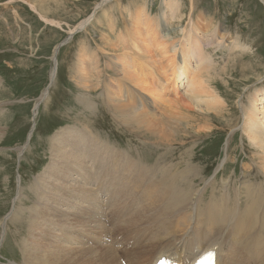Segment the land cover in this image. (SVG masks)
Returning a JSON list of instances; mask_svg holds the SVG:
<instances>
[{
    "label": "rangeland",
    "instance_id": "1",
    "mask_svg": "<svg viewBox=\"0 0 264 264\" xmlns=\"http://www.w3.org/2000/svg\"><path fill=\"white\" fill-rule=\"evenodd\" d=\"M102 3L103 0H0V264H24L27 259H37L40 250L34 253L33 246L45 245L48 240L65 248H60L66 251L61 264H91L93 260L92 264H127L125 251L134 245L136 236L155 231L156 226L149 223L147 227V221L141 222L129 198L122 203L107 201L112 196L108 192L112 181L105 183L107 191H100L94 163L102 162L96 156L99 151L117 156L119 162L130 157L135 160L129 162L133 168L139 163L147 171L149 168L148 174L156 171L155 177L161 175L158 179L162 180L165 173L150 168L157 167L161 158L165 159L164 149L178 151L170 158L171 166L182 170L190 165L189 157L196 148L194 154L198 159L191 165L197 167L201 177L191 176L194 182H190L191 193L186 200L194 202L196 193L201 192V207L213 195L244 199L247 186L264 182L261 168L264 156L240 127L244 118L242 106L251 105L252 92L264 90V0ZM35 4L37 11L32 7ZM90 15L93 22L79 27ZM190 26L198 29L192 38L201 37L200 42L206 43V37L214 36V44L203 43L201 53L203 49L207 56L213 57L214 65L206 75L228 100L224 114L221 110L206 114V110L201 114L192 111L186 87L172 81L173 63L180 60L174 47L184 41L183 31ZM71 29H75L73 34ZM69 37L62 47L58 46ZM55 51L59 53L57 58ZM122 60L141 61L151 73L155 72L153 80L148 76L145 79L155 86L158 83L167 104L161 102L155 106L150 100L154 97L148 98L149 93L131 88L122 71ZM244 61L252 67L247 69ZM56 62L58 70L52 82L50 74ZM243 66L248 70L246 76L241 72ZM185 80L188 82V77ZM174 88L177 95L171 92ZM47 89L48 96L43 95ZM106 89L122 90L119 99L136 106L142 104L140 96L134 98L128 94L141 91L142 98L152 104L151 111L160 121L154 120L156 126L150 129L132 118H123L114 108L113 98L117 100V96H111L112 92L109 98ZM169 91L173 94L171 99H167ZM84 98L91 100L92 108L86 107ZM174 106L178 107L173 111L181 106L185 109L178 111L181 113L180 118H175L177 121H171L168 113ZM175 121L181 127L180 131L176 130L178 133L170 130L177 128ZM190 150L191 154L184 157L185 151ZM93 203L104 208L97 234L64 221V215L73 220L78 218L77 214L90 216ZM188 213L193 216L192 228L196 213ZM202 217L205 218L201 216L197 222ZM62 231L68 234L66 238ZM206 242L212 245V240ZM82 249L91 258L78 254ZM81 256L84 259L80 260ZM72 257L73 261L69 262ZM49 259L54 261L49 257L44 264H51ZM251 264L261 263L252 259Z\"/></svg>",
    "mask_w": 264,
    "mask_h": 264
},
{
    "label": "bare ground",
    "instance_id": "2",
    "mask_svg": "<svg viewBox=\"0 0 264 264\" xmlns=\"http://www.w3.org/2000/svg\"><path fill=\"white\" fill-rule=\"evenodd\" d=\"M107 1L109 0H103L102 4H104ZM32 7L37 11L36 4L32 5ZM99 8L101 9V7ZM38 12L42 14L40 10ZM43 14H42L43 17L46 16L45 14L44 15ZM177 15L179 14L178 13L174 14L172 18L173 19L176 18ZM92 18L93 16L90 15L87 19H84L82 22H80L78 26L86 27L87 23L93 22ZM192 26H190L189 30L186 31L185 29V31H183L184 41L182 43L180 42L177 46L174 47V51L175 52L178 51L180 55V60H178L177 64L173 63L174 65L172 67V72H171V77H173L172 81L175 82V85L177 82L178 86L181 88L186 87V98L189 101V107L192 108V111L201 114L203 113V111L206 110V112L204 113L206 114L211 110H215V111L221 110L220 113L224 114L223 111L225 112L226 110L228 100L224 99L225 96L222 97L214 82L213 84H211V82H209L208 76L206 75V71H209L214 65L213 57L207 56L206 53L203 51V49L201 53L202 44L204 42H200L201 37L200 39L192 38L194 33L196 31L198 32V29H196L195 27L193 28ZM74 30L75 29H71L70 33L73 32ZM190 37L194 40L192 44H190ZM208 37H206L207 41L204 44H207L208 46L214 44L215 41L214 36H212L209 39ZM168 38H170V36H168ZM218 45H221L220 42H218ZM58 46L62 47L61 44ZM235 47L238 48L240 46L236 45ZM242 51L244 52L245 49H243ZM58 54L59 53L55 51L54 57L57 58ZM248 59L249 58H247L246 60ZM121 62H122V71L125 74L124 77L127 78V80H129L130 82L129 86L131 88L149 93L151 96L148 95L149 96L148 98L154 97V99H150V100L154 102L153 104H155V106H158L159 103L161 102L163 103L167 101L162 99V93H161L162 89L161 87L158 86V83L157 86H155L151 81L145 79V77L148 76V78L153 80L155 77V76L153 77V74L155 72L151 73L149 69L144 67V63L141 61L135 63L130 60L129 62L125 63V60H122ZM244 62L246 65H248L247 69H250L252 67L251 63L249 64L247 61ZM136 69H138L139 74L137 73ZM57 70L58 67L56 62V67L52 69L50 74V79L52 82L56 79ZM241 72L244 74V76L247 75L248 70H246V66H243L241 68ZM186 77H188V82L185 80ZM116 91L109 92L107 89L105 90L107 94L106 96H109V98L114 95L117 96L118 98L117 100L115 99L116 97L114 98L112 97L113 100H115L114 108L121 113L123 118H127V119L132 118L135 120V122L138 125L142 124L145 127L150 126V129L152 128L151 126H154L156 124V121L154 122V120L160 121L159 119H157L155 113L151 111L152 104L146 102L145 98H142L143 95L141 91L130 92V94H128V96L134 98L140 96L139 102L142 101V104L139 103L138 104L139 106L138 105L136 106V104H133L131 102L127 103L125 101H122L121 99H119L121 96L119 94L123 93V91L122 90H119L118 92ZM48 92L49 90L47 89L43 95L48 96ZM171 92H175L174 94L177 95L175 88ZM171 92L170 91L167 92V99H171V96L173 95L171 94ZM110 94L112 95L110 96ZM82 101L84 102L87 108H92V103L89 98L88 99L84 98ZM257 104H260L259 105L260 108L257 107ZM177 107L176 106L172 107L168 112L171 121L175 118L177 119L180 118L178 116L183 110H185L183 109L184 107L181 106L178 110L181 112L173 111ZM242 110L244 112V118L240 126L241 130L244 132V134L248 136V138L255 146V148H257L259 152L261 151L260 154L264 156V90L262 91L256 90V92H252L251 105L247 107L245 105L242 106ZM36 111L37 110H35L34 112V117L37 116ZM173 129L171 127L170 130H172L175 133H178V131L176 130L177 129L179 131L181 130L180 124L177 123V128H175L174 130ZM197 131L199 133L202 132L201 129H197ZM29 135L30 137L32 136L31 134ZM163 135H165L164 131H163ZM166 135H168V133ZM170 136L171 135L169 134V137ZM194 150H196V148L192 149V154L190 153L191 150L189 152L185 151V153L183 154L184 157H187L189 154H191L189 157V160H191L189 163L190 165H188L182 170H178V168L174 170V167L171 166L172 159L170 158L177 155L178 151L174 148L164 149L163 156L165 157V159L163 160L161 158V162H158L157 167L150 168V170L152 171H153L152 168H155L154 170H160V172L165 173V176L162 177V180L158 179L161 175L160 176L158 175V178L155 177L156 171H154V173L150 172V174H148L149 168L147 171V169L144 168L143 166L141 167L139 163L137 165V168H133L132 165L129 164V162L134 163L135 160H132L130 157H128V160L125 161L122 160L123 156L119 154L120 157L119 159L122 160L119 162L117 156L115 155L110 156L109 154H106L102 151L96 152V156L102 160V162L100 161L94 162L98 170L96 173L97 174L96 179L100 191H104V192L107 191L108 186H105V183L108 185L112 181L111 188L110 190H108V192H110L112 196L109 197L107 201L110 203L113 202L116 203V201L122 203L125 201V199L129 198V200L131 201L130 203L136 206L137 211L135 212V215L136 216L139 215L138 217H141V222L144 224V222L147 221L148 223L146 222L147 224H145L147 225V227H149L148 226L149 223H152L151 225L156 226L155 229L153 228L155 231H151L148 234L145 232V234L142 233L136 236L134 245L131 246L127 251H125L126 253L125 258L127 260V264H154L155 261L162 256H167L171 258L174 264H194L197 257H199L201 254L209 250L216 251L217 253L216 264H251L252 259L257 261L258 263L264 264V258H263L264 256V182H259V183L254 182L251 183L249 186H247L246 187L247 192L244 199L242 198L236 199L235 197L232 198L231 196L229 197L224 196L225 194H221L220 196L213 195L206 203L207 205L205 204L206 206L201 207L200 200L203 195L201 194V192H198L196 193L194 202L190 203L189 200L188 201L186 200V198L190 197V193H191V190H189L190 182L191 181L194 182V179H192L191 176H195L197 178L201 177V172L198 171L197 167L191 165V163L194 162V160L198 159V155L194 154ZM262 162L263 164L261 165V168L264 171V161ZM79 167H82V165ZM204 173H206V169L204 170ZM59 176L61 177L65 175L60 174ZM88 180L90 179L88 178ZM74 187L76 188V186ZM94 201H96V199H94ZM233 204L235 207L233 206ZM108 205L110 204L108 203ZM103 209L104 208H102V205H99V203H93V209L89 210L90 216H88L85 213H82V214H77L78 218L76 220H73L69 215H64L63 219L68 223L72 222L74 226H80L83 228L86 227L87 228L86 230L88 231L91 230V232L93 231L96 232L97 234V230H98L97 228L101 225ZM66 211L67 210H65V212ZM188 212L196 213V218L193 220V222H195L194 227L192 228H191L192 225L191 221L193 216H191V214ZM69 213L71 212L69 211ZM220 215L222 218L220 217ZM201 216H204L205 218L202 217L203 219H201V222L199 223L197 221L200 220ZM138 220H140V218ZM207 225H209L210 230L207 227ZM120 226L119 229L122 228ZM127 226L129 227L130 223ZM127 226H125L126 229H128ZM61 234L65 235V238L68 236V234H66L65 231H62ZM52 236H54V233L52 234ZM196 238L199 239L197 240ZM211 240L213 245V246L211 245L212 247L208 245V242H206ZM203 242H206V244L204 246H200L203 244ZM48 243L46 242L45 245L41 244V246L40 244H36V246H33V248L35 247L33 249L34 253L36 250L37 251L40 250V252L38 251L39 254L37 253V259L26 258L27 260H25L24 264H44L45 262H47V259L49 257L54 258V261H52L53 263L50 262L52 259H49V263L51 264L64 263V258H65L64 255L66 254L64 252L66 251L60 249L63 246L60 243L58 244L54 242L53 240L51 241L48 240ZM54 244H57V246H53ZM197 244L198 246H195ZM104 248L102 249L104 250ZM51 250H53V252H49ZM69 250H71V248ZM98 250L100 249L98 248ZM57 252L59 253V255H57ZM80 253L81 254L83 253L84 254V255L82 254L83 256L86 255L85 250L79 252L78 254ZM28 256L30 257L35 255L29 254ZM109 256H111V254H109ZM103 257H107V256L103 255ZM80 258L83 257L81 256L79 257V259ZM71 259L72 260H68V261L69 262L73 261V257ZM114 259H116V257L113 258V260ZM104 261H102V263ZM78 262L81 261L78 260ZM73 264L75 263L73 262Z\"/></svg>",
    "mask_w": 264,
    "mask_h": 264
},
{
    "label": "snow or ice",
    "instance_id": "3",
    "mask_svg": "<svg viewBox=\"0 0 264 264\" xmlns=\"http://www.w3.org/2000/svg\"><path fill=\"white\" fill-rule=\"evenodd\" d=\"M210 258H211V256H210V254H209V256H207L206 259H210Z\"/></svg>",
    "mask_w": 264,
    "mask_h": 264
}]
</instances>
